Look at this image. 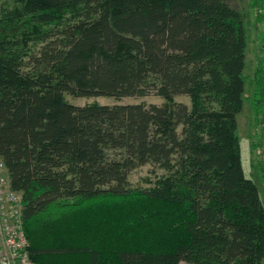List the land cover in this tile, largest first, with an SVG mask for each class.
<instances>
[{"label": "trees", "instance_id": "obj_1", "mask_svg": "<svg viewBox=\"0 0 264 264\" xmlns=\"http://www.w3.org/2000/svg\"><path fill=\"white\" fill-rule=\"evenodd\" d=\"M231 1L0 4V159L36 264L262 263L264 206L237 135L247 34ZM249 6L264 22L262 0ZM252 83L258 117L264 52ZM147 164L166 175L130 188Z\"/></svg>", "mask_w": 264, "mask_h": 264}, {"label": "rangeland", "instance_id": "obj_2", "mask_svg": "<svg viewBox=\"0 0 264 264\" xmlns=\"http://www.w3.org/2000/svg\"><path fill=\"white\" fill-rule=\"evenodd\" d=\"M5 0H0V4ZM231 6L243 12L245 19V28L247 34V44L245 50V91L243 95V111L237 116V135L240 145V156L243 172L246 178L253 181L259 191V196L264 206V104L260 106V115L257 117L254 111V86L252 83L254 63H256L260 44L257 43L256 37L259 34L254 29V21L251 13L248 11L247 0H232ZM65 100L75 106L87 104H156L161 105L163 99L149 95L143 98H124L115 100L107 97L76 98L70 94H65ZM176 102L188 104L186 96H175ZM166 173L149 164L133 170L129 176V186L132 189H148L154 186L157 179L165 176Z\"/></svg>", "mask_w": 264, "mask_h": 264}, {"label": "built area", "instance_id": "obj_3", "mask_svg": "<svg viewBox=\"0 0 264 264\" xmlns=\"http://www.w3.org/2000/svg\"><path fill=\"white\" fill-rule=\"evenodd\" d=\"M0 264H36L23 229L20 193L12 190L0 159Z\"/></svg>", "mask_w": 264, "mask_h": 264}, {"label": "crops", "instance_id": "obj_4", "mask_svg": "<svg viewBox=\"0 0 264 264\" xmlns=\"http://www.w3.org/2000/svg\"><path fill=\"white\" fill-rule=\"evenodd\" d=\"M262 3H263V7H264V0H262ZM249 4H250V0H247V4L246 5L248 7V11L252 14L251 17L253 18V21H254V24H253L254 29L259 32V34L256 37V40H257V43L260 44V47L262 48L261 51L259 52V56L257 57L258 59L256 60V63H254V68H253V72H254V69L257 66V63L259 61L260 55H261L262 52H264V22L257 23L254 20L253 11L250 9ZM252 79H253V76H252ZM179 264H188V263L181 262ZM261 264H264V260L262 261Z\"/></svg>", "mask_w": 264, "mask_h": 264}]
</instances>
